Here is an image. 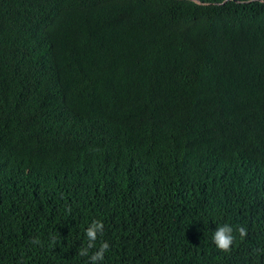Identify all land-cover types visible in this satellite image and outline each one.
I'll return each mask as SVG.
<instances>
[{"label": "trees", "instance_id": "trees-1", "mask_svg": "<svg viewBox=\"0 0 264 264\" xmlns=\"http://www.w3.org/2000/svg\"><path fill=\"white\" fill-rule=\"evenodd\" d=\"M103 242L97 264H264V0H0V264Z\"/></svg>", "mask_w": 264, "mask_h": 264}, {"label": "clouds", "instance_id": "clouds-1", "mask_svg": "<svg viewBox=\"0 0 264 264\" xmlns=\"http://www.w3.org/2000/svg\"><path fill=\"white\" fill-rule=\"evenodd\" d=\"M104 225L100 221H93L91 225L86 229L85 235L88 239V246L80 251V255H87L88 250L93 248L95 241L97 240L98 234L103 235ZM239 236L241 239L245 238L248 233L244 226H240L238 229ZM234 229L230 224L225 223L222 226L217 227L213 235V243L222 252H230L235 242L236 237L234 236ZM33 243H38L34 240ZM109 249V244L103 242L99 250L93 253L90 257L91 264H97L104 258V253Z\"/></svg>", "mask_w": 264, "mask_h": 264}]
</instances>
